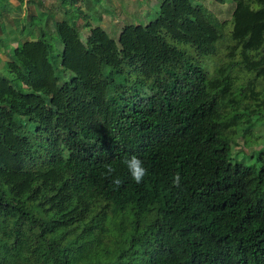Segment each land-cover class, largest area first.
Returning a JSON list of instances; mask_svg holds the SVG:
<instances>
[{
	"label": "trees",
	"instance_id": "obj_1",
	"mask_svg": "<svg viewBox=\"0 0 264 264\" xmlns=\"http://www.w3.org/2000/svg\"><path fill=\"white\" fill-rule=\"evenodd\" d=\"M214 1L231 20L160 0L113 37L34 0L0 70V264H264V0Z\"/></svg>",
	"mask_w": 264,
	"mask_h": 264
},
{
	"label": "rangeland",
	"instance_id": "obj_2",
	"mask_svg": "<svg viewBox=\"0 0 264 264\" xmlns=\"http://www.w3.org/2000/svg\"><path fill=\"white\" fill-rule=\"evenodd\" d=\"M60 0H43V4L52 11L57 19L63 16V12L56 8V2ZM193 4L200 5L203 9L212 12L219 20H231L234 3L227 1L224 4L214 0H191ZM11 6L8 11L0 7V39L6 37V45L2 46L0 41V70L5 69L3 63L7 59L6 53L19 44L28 33L35 35L37 24H45L46 14L40 12L34 4V0H7ZM74 7L81 5L83 12L87 13V19L74 9L70 12L69 21L75 20L79 27H84L85 21L92 25H100L110 36H115L125 24H145L156 16L157 6L160 0H73ZM76 4V5H75ZM73 5V4H70ZM3 27V30H2ZM51 29V26H50ZM86 29H81V34H86ZM57 48H61V43L55 41ZM213 55H205L201 64L211 73L212 69L206 65V61L212 59ZM264 131V128L263 130ZM238 146L234 150V157L246 163L251 160L244 156H249L254 150L260 148L259 144L248 146L243 139H238Z\"/></svg>",
	"mask_w": 264,
	"mask_h": 264
},
{
	"label": "clouds",
	"instance_id": "obj_3",
	"mask_svg": "<svg viewBox=\"0 0 264 264\" xmlns=\"http://www.w3.org/2000/svg\"><path fill=\"white\" fill-rule=\"evenodd\" d=\"M123 163L127 167L128 172L131 175V178L135 183L140 184L143 182L145 176L148 174L147 169L143 165V161L136 155L126 156L123 160ZM105 172L103 173L106 177H112L111 183L115 187H119L121 180L118 176H115L114 173L116 169L111 164H105ZM173 186L180 187L181 185V176L177 173L173 178Z\"/></svg>",
	"mask_w": 264,
	"mask_h": 264
}]
</instances>
